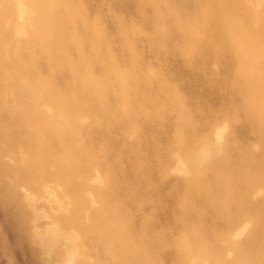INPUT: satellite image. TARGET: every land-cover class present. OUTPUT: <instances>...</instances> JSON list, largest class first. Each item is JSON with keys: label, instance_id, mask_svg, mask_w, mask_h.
<instances>
[{"label": "bare ground", "instance_id": "6f19581e", "mask_svg": "<svg viewBox=\"0 0 264 264\" xmlns=\"http://www.w3.org/2000/svg\"><path fill=\"white\" fill-rule=\"evenodd\" d=\"M107 1L0 0V260L264 264V0Z\"/></svg>", "mask_w": 264, "mask_h": 264}, {"label": "rangeland", "instance_id": "374dc122", "mask_svg": "<svg viewBox=\"0 0 264 264\" xmlns=\"http://www.w3.org/2000/svg\"><path fill=\"white\" fill-rule=\"evenodd\" d=\"M107 3L108 4L111 3L113 7L117 8V10H120L121 8H125L126 11H130L131 10L130 5H128L127 7H125V6L123 7L121 4L116 3L114 1H111V0L110 1L108 0ZM174 62L178 63V61L176 59H174ZM45 223L48 224V225H51V220L44 218V224ZM18 256L22 259V256L20 254ZM0 261H1L0 264H5V258L4 257H2Z\"/></svg>", "mask_w": 264, "mask_h": 264}]
</instances>
